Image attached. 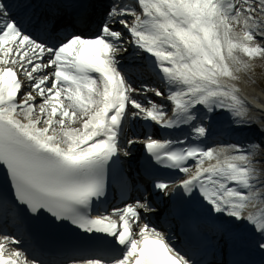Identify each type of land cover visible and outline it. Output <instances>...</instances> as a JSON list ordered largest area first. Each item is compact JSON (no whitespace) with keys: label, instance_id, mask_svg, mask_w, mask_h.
I'll return each instance as SVG.
<instances>
[{"label":"snow or ice","instance_id":"snow-or-ice-1","mask_svg":"<svg viewBox=\"0 0 264 264\" xmlns=\"http://www.w3.org/2000/svg\"><path fill=\"white\" fill-rule=\"evenodd\" d=\"M257 60L264 0H0V219L17 233L0 264H264V141L213 146L259 123L240 87ZM138 143L156 194L175 182L156 173L184 174L171 195L220 259L158 230L146 188L129 196ZM52 236L72 238L64 259L41 258Z\"/></svg>","mask_w":264,"mask_h":264},{"label":"bare ground","instance_id":"bare-ground-1","mask_svg":"<svg viewBox=\"0 0 264 264\" xmlns=\"http://www.w3.org/2000/svg\"><path fill=\"white\" fill-rule=\"evenodd\" d=\"M242 85L244 87V90L246 92V95L248 94V95L251 96V101L260 104L261 108L258 109L259 114H256V115L257 116L260 115V117L262 119H264V97H262L260 95V93L257 91V89L254 88V86H252V83L250 81V78L245 77L244 80H243V82H242ZM257 100H259V101H257ZM250 106H251V104H250ZM252 110H253V108H252Z\"/></svg>","mask_w":264,"mask_h":264},{"label":"rangeland","instance_id":"rangeland-1","mask_svg":"<svg viewBox=\"0 0 264 264\" xmlns=\"http://www.w3.org/2000/svg\"><path fill=\"white\" fill-rule=\"evenodd\" d=\"M260 86L259 88L264 89V67H261L260 73H258Z\"/></svg>","mask_w":264,"mask_h":264}]
</instances>
